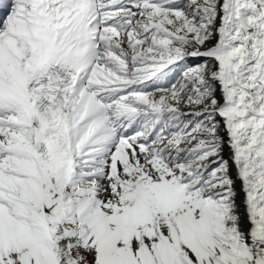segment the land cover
Returning a JSON list of instances; mask_svg holds the SVG:
<instances>
[{"label": "snow or ice", "instance_id": "obj_1", "mask_svg": "<svg viewBox=\"0 0 264 264\" xmlns=\"http://www.w3.org/2000/svg\"><path fill=\"white\" fill-rule=\"evenodd\" d=\"M0 264H264V0H0Z\"/></svg>", "mask_w": 264, "mask_h": 264}]
</instances>
